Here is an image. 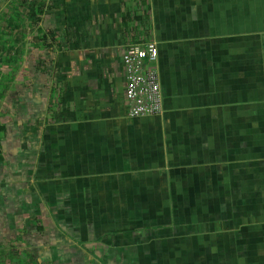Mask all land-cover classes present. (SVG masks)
I'll return each instance as SVG.
<instances>
[{"label": "crops", "instance_id": "0c3cea01", "mask_svg": "<svg viewBox=\"0 0 264 264\" xmlns=\"http://www.w3.org/2000/svg\"><path fill=\"white\" fill-rule=\"evenodd\" d=\"M0 139V264H264V0H0Z\"/></svg>", "mask_w": 264, "mask_h": 264}, {"label": "built area", "instance_id": "2783aa9c", "mask_svg": "<svg viewBox=\"0 0 264 264\" xmlns=\"http://www.w3.org/2000/svg\"><path fill=\"white\" fill-rule=\"evenodd\" d=\"M157 57V45L153 42L129 45L124 50V96L131 118L153 117L163 113L159 75L154 67Z\"/></svg>", "mask_w": 264, "mask_h": 264}, {"label": "trees", "instance_id": "16d2710c", "mask_svg": "<svg viewBox=\"0 0 264 264\" xmlns=\"http://www.w3.org/2000/svg\"><path fill=\"white\" fill-rule=\"evenodd\" d=\"M0 160H1V139H0Z\"/></svg>", "mask_w": 264, "mask_h": 264}]
</instances>
